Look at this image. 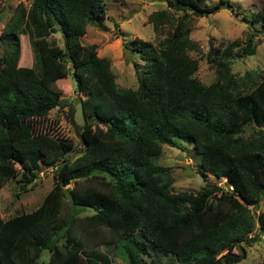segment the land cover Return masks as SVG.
Segmentation results:
<instances>
[{
	"label": "trees",
	"instance_id": "obj_1",
	"mask_svg": "<svg viewBox=\"0 0 264 264\" xmlns=\"http://www.w3.org/2000/svg\"><path fill=\"white\" fill-rule=\"evenodd\" d=\"M106 1L31 0L16 7L1 33L0 189L19 178V192H28L41 167L51 168L54 184L35 210L0 215V264H111L102 248L128 264L143 263L150 252L176 264L239 263L254 230L264 235V214L253 212L264 191V73L231 72L232 60L255 54L252 37L243 47L235 40L211 48L215 79L203 85L194 78L189 52L197 48L188 31L154 12V31L163 24L172 31L158 46L130 43L144 69L136 71L135 90L123 89L110 62L81 43L87 25L104 19ZM166 2L196 17L233 11L228 0L206 7L203 0ZM258 18L264 21V5L250 23ZM58 31L64 49L48 40ZM26 34L30 68L18 66ZM68 75L92 80L80 103L83 122L104 128L87 135L74 159L66 156L72 144L42 125L61 106L57 82ZM176 140L193 146L202 177L225 179L228 189L173 193L171 170L157 161Z\"/></svg>",
	"mask_w": 264,
	"mask_h": 264
},
{
	"label": "rangeland",
	"instance_id": "obj_2",
	"mask_svg": "<svg viewBox=\"0 0 264 264\" xmlns=\"http://www.w3.org/2000/svg\"><path fill=\"white\" fill-rule=\"evenodd\" d=\"M30 1L0 0V36L16 7L22 4L28 8ZM218 1L203 0L202 6H212ZM228 2L233 11L221 9L206 17H196L188 12L171 10L166 0H120L118 2L107 0L104 19L95 25H87L81 43L85 46H93L99 58L110 62L119 88L135 90L137 88L136 71L142 73L144 62L137 53L129 49L130 43L134 39H139L158 46L171 33L172 26L163 24L160 31L156 32L149 22V16L157 11H165L173 19V25H183V28L188 31L190 40L196 45L197 49L190 51L189 55L197 63L194 78L201 84L209 85L215 79L214 67L209 63L207 56L211 48H219L235 40L239 42L240 47H243L250 37L256 45L255 54L232 60L231 72L236 78H243L247 73L262 75L264 73V21L258 18L253 25L250 19L261 10L264 0H228ZM48 40H53L58 47L64 49L65 40L59 31L52 34ZM3 51L4 45L0 42V57ZM18 66L27 68L33 66V54L27 34L20 36ZM57 83L62 90L61 106L51 110L42 125L72 144L73 150L66 156L74 159L84 151L87 135L92 133L101 135L104 128L95 122L86 124L83 122L80 103L90 97L92 80L80 75L74 80L72 75H68ZM176 143L177 148L163 146L157 161L159 165L171 170L173 193L196 194L203 188L214 185L223 190L228 189L227 180L216 179L210 174L206 177L199 174L200 158L191 144L181 140H176ZM18 179L9 181L0 189V215L4 220L35 210L54 184L51 168L41 167L26 193L19 192ZM70 187L72 184L68 186ZM15 194H19L16 200ZM253 212L256 216L264 214V191L260 204L253 209ZM250 238L252 243L243 247L246 256L237 264H264V235H259L255 229ZM102 251L111 259V264H128L111 249L108 251L102 248ZM232 253L239 255L241 252L236 247ZM47 257L48 255L45 254L44 259ZM170 257L150 252V257L144 256L143 263L140 264H176Z\"/></svg>",
	"mask_w": 264,
	"mask_h": 264
},
{
	"label": "water",
	"instance_id": "obj_3",
	"mask_svg": "<svg viewBox=\"0 0 264 264\" xmlns=\"http://www.w3.org/2000/svg\"><path fill=\"white\" fill-rule=\"evenodd\" d=\"M257 207H255L254 209H256Z\"/></svg>",
	"mask_w": 264,
	"mask_h": 264
}]
</instances>
